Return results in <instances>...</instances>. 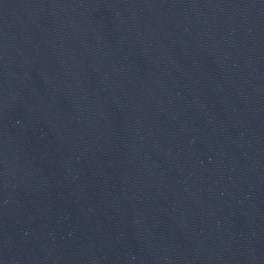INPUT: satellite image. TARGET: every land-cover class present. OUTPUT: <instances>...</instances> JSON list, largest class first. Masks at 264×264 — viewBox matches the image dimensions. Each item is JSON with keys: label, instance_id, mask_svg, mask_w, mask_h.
<instances>
[{"label": "water", "instance_id": "95a60500", "mask_svg": "<svg viewBox=\"0 0 264 264\" xmlns=\"http://www.w3.org/2000/svg\"><path fill=\"white\" fill-rule=\"evenodd\" d=\"M0 264H264V0H0Z\"/></svg>", "mask_w": 264, "mask_h": 264}]
</instances>
